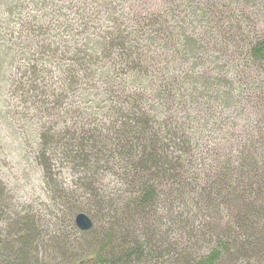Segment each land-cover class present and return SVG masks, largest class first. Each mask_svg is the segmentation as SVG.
Here are the masks:
<instances>
[{"label": "trees", "instance_id": "trees-1", "mask_svg": "<svg viewBox=\"0 0 264 264\" xmlns=\"http://www.w3.org/2000/svg\"><path fill=\"white\" fill-rule=\"evenodd\" d=\"M5 163L0 264H264V0H0Z\"/></svg>", "mask_w": 264, "mask_h": 264}, {"label": "rangeland", "instance_id": "rangeland-1", "mask_svg": "<svg viewBox=\"0 0 264 264\" xmlns=\"http://www.w3.org/2000/svg\"><path fill=\"white\" fill-rule=\"evenodd\" d=\"M20 155L23 156V153ZM2 167H3V170L0 172V174L3 176V181L7 185L8 196L10 194H13L14 191H17L18 196H21L24 199L26 197V189L28 191L31 190V192L33 191L37 193L38 195L45 194V187L43 185L42 176L37 169L34 168L32 170H29L30 175H28V177L30 178V182L31 183L34 182L35 183L34 185L36 186L33 189L32 187L30 188V186H28L32 184H28L26 182L24 175H22L21 172L17 169L18 166L5 163L2 165ZM65 174H66V170H65Z\"/></svg>", "mask_w": 264, "mask_h": 264}, {"label": "water", "instance_id": "water-1", "mask_svg": "<svg viewBox=\"0 0 264 264\" xmlns=\"http://www.w3.org/2000/svg\"><path fill=\"white\" fill-rule=\"evenodd\" d=\"M75 226L80 232L88 233L93 229L94 222L87 214L81 213L75 218Z\"/></svg>", "mask_w": 264, "mask_h": 264}]
</instances>
